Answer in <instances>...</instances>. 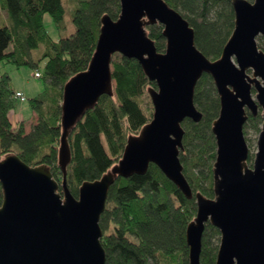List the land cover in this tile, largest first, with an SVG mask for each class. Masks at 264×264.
<instances>
[{
  "label": "water",
  "instance_id": "95a60500",
  "mask_svg": "<svg viewBox=\"0 0 264 264\" xmlns=\"http://www.w3.org/2000/svg\"><path fill=\"white\" fill-rule=\"evenodd\" d=\"M233 30L221 54L208 60L195 46L188 22L164 0H119V15L100 19L95 50L85 70L63 86L57 162L59 184L45 164L28 166L15 154L0 159V264H105L99 226L110 186L118 177L144 174L154 164L187 198L183 175L181 122H199L193 103L197 81L206 73L219 99L211 124L215 140L213 198L195 193L196 213L186 226L188 264H200L205 224L219 232L215 264H264V0H230ZM160 24L164 52L146 27ZM136 60L156 88H148L150 121L128 136L121 158L99 179L83 182L75 198L67 187L68 131L100 96L113 95L111 60ZM263 119L249 165L243 133L247 111ZM60 189V190H59Z\"/></svg>",
  "mask_w": 264,
  "mask_h": 264
},
{
  "label": "trees",
  "instance_id": "16d2710c",
  "mask_svg": "<svg viewBox=\"0 0 264 264\" xmlns=\"http://www.w3.org/2000/svg\"><path fill=\"white\" fill-rule=\"evenodd\" d=\"M176 10L194 32L196 48L210 61L219 58L233 29L230 0H164ZM65 9L62 0H0V64L28 67L38 72L32 51L42 47L38 72L43 88L28 99L37 121L25 132L26 120L14 118L15 91L10 77L0 75V159L17 155L28 166L45 164L60 184L62 173L57 154L61 134L60 104L64 84L85 70L95 50L100 19L119 15V0H77L71 12L74 32L52 40L44 27L48 15L56 28H63ZM158 52H164L165 38L158 23L146 28ZM257 38V46L262 51ZM113 95H102L96 104L68 131L70 162L66 181L77 198L79 186L99 179L120 158L128 136L137 135L152 115L148 80L139 63L120 54L111 60ZM21 94H23L21 92ZM25 100V96L23 95ZM22 100V101H23ZM195 108L202 114L199 122L184 119L181 127L183 149L179 160L193 197L187 199L154 164L144 174L118 177L110 186L99 226L105 264H188L185 230L196 213L195 193L213 198L212 166L215 140L211 124L219 113V99L210 75L204 73L196 83ZM260 110L248 114L244 136L262 124ZM252 154H248L250 165ZM60 190V189H59ZM2 199L0 187V203ZM219 232L209 223L201 239L200 264H215Z\"/></svg>",
  "mask_w": 264,
  "mask_h": 264
},
{
  "label": "rangeland",
  "instance_id": "374dc122",
  "mask_svg": "<svg viewBox=\"0 0 264 264\" xmlns=\"http://www.w3.org/2000/svg\"><path fill=\"white\" fill-rule=\"evenodd\" d=\"M75 1L77 0H62L65 9V14L63 19L64 27L61 29L55 27V24L51 21L48 15H44V20H43L44 27L48 36L52 40L56 41L60 37H67L74 32V26L70 18H71V12L73 11L74 8ZM259 42L261 43V47L264 49V40ZM42 51H43L42 47L32 51V57L38 64L37 71L40 73L42 72L45 63L44 60L41 61L38 60ZM35 71L36 70H31L30 68L25 66L16 68L10 64H0V75L2 73H6L10 77V86L15 91H20V93L22 92L23 95L25 96V100H23L24 99L23 98L16 101V105L13 111L15 119L26 120V123L24 125L25 132H29L31 125L35 124V122L37 121L36 115L34 114V112H32L31 108L29 107L28 99L37 95L43 88V84L41 80L37 79L38 76H36L34 73ZM256 137H257V133L254 132L253 129L248 130L247 134L245 135L249 153L252 155L256 151Z\"/></svg>",
  "mask_w": 264,
  "mask_h": 264
},
{
  "label": "built area",
  "instance_id": "2783aa9c",
  "mask_svg": "<svg viewBox=\"0 0 264 264\" xmlns=\"http://www.w3.org/2000/svg\"><path fill=\"white\" fill-rule=\"evenodd\" d=\"M35 75H36V76H39V73L36 72ZM16 97H18V98L20 97V99H23V98H24V97H23V94H21L20 92H17V93H16Z\"/></svg>",
  "mask_w": 264,
  "mask_h": 264
},
{
  "label": "flooded vegetation",
  "instance_id": "af4514ba",
  "mask_svg": "<svg viewBox=\"0 0 264 264\" xmlns=\"http://www.w3.org/2000/svg\"><path fill=\"white\" fill-rule=\"evenodd\" d=\"M248 1H252V0H248ZM231 5V4H230ZM231 9H232V7H231ZM232 12H233V10H232ZM233 16H234V14H233ZM233 21H234V18H233ZM233 30V29H232ZM260 37V36H259ZM229 38V37H228ZM256 42H257V39H256ZM259 111V110H258ZM257 111V112H258ZM247 113V118H248V114H251L249 111H247L246 112ZM257 114V113H256ZM252 115V114H251ZM253 116H255V115H253ZM247 121V120H246Z\"/></svg>",
  "mask_w": 264,
  "mask_h": 264
},
{
  "label": "crops",
  "instance_id": "0c3cea01",
  "mask_svg": "<svg viewBox=\"0 0 264 264\" xmlns=\"http://www.w3.org/2000/svg\"><path fill=\"white\" fill-rule=\"evenodd\" d=\"M34 119H35V117H34ZM32 124V123H31Z\"/></svg>",
  "mask_w": 264,
  "mask_h": 264
}]
</instances>
